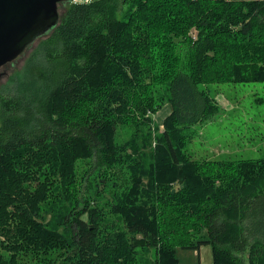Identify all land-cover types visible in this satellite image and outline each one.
<instances>
[{
  "label": "trees",
  "instance_id": "1",
  "mask_svg": "<svg viewBox=\"0 0 264 264\" xmlns=\"http://www.w3.org/2000/svg\"><path fill=\"white\" fill-rule=\"evenodd\" d=\"M61 8L32 92L21 68L0 94V264H264V156L192 159L185 133L220 110L203 85L264 82V0Z\"/></svg>",
  "mask_w": 264,
  "mask_h": 264
},
{
  "label": "rangeland",
  "instance_id": "2",
  "mask_svg": "<svg viewBox=\"0 0 264 264\" xmlns=\"http://www.w3.org/2000/svg\"><path fill=\"white\" fill-rule=\"evenodd\" d=\"M59 5L60 14L62 8L61 4ZM192 33L194 34V31ZM42 38L43 36L39 37L20 56L0 69V94L5 89L11 74L21 68L22 79L25 80L27 87L29 86L31 73L39 63V57L30 61H27V58L38 44L39 39ZM203 87L218 100L220 110L211 120L191 125L185 130L187 135H193L186 148L192 159L217 160L263 157L264 82L211 83L205 84ZM28 92H32L30 88ZM169 111V105L165 103L152 115L154 125H158L160 130L162 129V121ZM150 251L146 253L151 254ZM177 256L181 264H192L199 258L197 252L180 248L177 250ZM201 258L202 264H209L210 252L205 249L202 250Z\"/></svg>",
  "mask_w": 264,
  "mask_h": 264
},
{
  "label": "water",
  "instance_id": "3",
  "mask_svg": "<svg viewBox=\"0 0 264 264\" xmlns=\"http://www.w3.org/2000/svg\"><path fill=\"white\" fill-rule=\"evenodd\" d=\"M73 0H0V69L59 22V4Z\"/></svg>",
  "mask_w": 264,
  "mask_h": 264
},
{
  "label": "crops",
  "instance_id": "4",
  "mask_svg": "<svg viewBox=\"0 0 264 264\" xmlns=\"http://www.w3.org/2000/svg\"><path fill=\"white\" fill-rule=\"evenodd\" d=\"M207 250V252H210V258H209V264L211 263L212 264V262H213V256H211L212 255V251H211V248L209 247V246H207V245H205V246H201L200 247V249H199V251L197 252L198 253V255H199V264H202V258H201V252H202V250ZM209 250V251H208ZM196 252V251H195ZM190 263H192V262H190ZM189 264V263H188Z\"/></svg>",
  "mask_w": 264,
  "mask_h": 264
}]
</instances>
